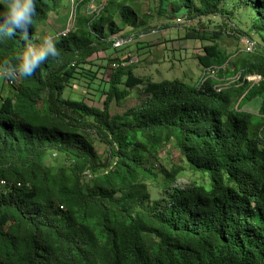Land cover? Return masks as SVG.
<instances>
[{
  "label": "trees",
  "instance_id": "trees-1",
  "mask_svg": "<svg viewBox=\"0 0 264 264\" xmlns=\"http://www.w3.org/2000/svg\"><path fill=\"white\" fill-rule=\"evenodd\" d=\"M141 1L167 21L226 14L229 4L231 21L233 10H250L264 41V0H107L98 15L77 11L73 30L56 41L59 55L0 98V264H264V46L233 67L232 54L207 44L197 59L214 72L196 84L148 80L142 101L120 113L113 100L147 79L134 64L110 67L102 107L64 96L94 55L118 49L121 23L145 24ZM35 4L27 40L19 31L0 36V63L37 44L38 27L64 0ZM254 100L258 110L245 108ZM96 140L108 146L106 158ZM171 143L187 163L171 175L200 172L209 189L156 184L150 159ZM50 156L56 164H46Z\"/></svg>",
  "mask_w": 264,
  "mask_h": 264
},
{
  "label": "rangeland",
  "instance_id": "rangeland-1",
  "mask_svg": "<svg viewBox=\"0 0 264 264\" xmlns=\"http://www.w3.org/2000/svg\"><path fill=\"white\" fill-rule=\"evenodd\" d=\"M106 3L107 0H64V7L59 12H52L48 21L38 27V42L34 46L42 43L43 38L47 35L56 37L69 24L74 7L76 8L78 20L80 12L82 15L92 16L91 12L95 10V7L105 6ZM140 5L141 13L137 21L140 22L145 19V24L139 25V29L133 30L132 25L121 23L122 30L117 34L123 36L134 35L136 36L134 42L109 52L107 53L108 55H104L102 52L100 55H94V61L98 63L87 64L83 69H80V75L66 88L65 97L73 99L84 98L89 104L102 107L105 93L109 89V78L112 71L110 68L112 65L109 64L111 59L109 58L113 59L118 54L122 57L131 55L138 60L134 63L133 73L138 77L147 79L143 84L136 86L132 90V95L120 104L113 100L110 105L111 112L120 113L142 101L148 80L158 82L162 79L178 78L183 79L187 83L196 84L201 76H205L208 71L197 59V55L204 52V46L207 44L216 42L225 54H232L233 56L229 62L231 66L236 63L239 56L242 55L245 58L248 56L244 51L245 46L242 39L245 36H251L258 44L255 51L250 54L260 52V48L264 46L261 36L252 29L253 15L250 10L245 11L243 8L236 11L233 10L231 21L227 17V13L232 10V5L229 4L226 6V11H228L226 14L224 12L221 14L212 13L196 18H189L184 15L167 21L164 17H159L150 8L151 3L141 1ZM155 7H157L156 4ZM168 22L169 27H164V24ZM152 30H155V32L152 33ZM126 32L129 33L126 34ZM142 33L149 34L139 37ZM197 34L203 37V40L195 38ZM125 59L127 58L125 57ZM226 66L227 64L224 66V70ZM232 74L235 75V73ZM247 78L257 80L259 75L253 74L247 76ZM6 83L5 78L0 77V98L12 95L15 90L13 86ZM245 108L258 110L259 101L254 100ZM96 147L104 158L108 156L109 148L107 145L96 140ZM56 163V156H50L46 159V164L48 165ZM150 163L154 164L156 172L159 174L160 180L156 183L157 185L165 184L170 187L174 184L178 187L190 188L193 183H200L206 189L211 187L209 177L200 172L186 169L177 178L171 175V169L175 166L187 168L183 155L173 143L169 147L162 149L157 158L150 159ZM163 170L167 173H163ZM150 184L154 183L151 182ZM151 191L153 196L163 194L162 187H153Z\"/></svg>",
  "mask_w": 264,
  "mask_h": 264
},
{
  "label": "clouds",
  "instance_id": "clouds-1",
  "mask_svg": "<svg viewBox=\"0 0 264 264\" xmlns=\"http://www.w3.org/2000/svg\"><path fill=\"white\" fill-rule=\"evenodd\" d=\"M3 8L0 9V36L15 37L17 31L21 38H29V28L34 24L37 13L35 0H0ZM58 37L47 35L42 43L31 44L22 50L16 57L15 63L5 59L0 63V77L15 80L18 77H31L49 57H57L59 51L56 47Z\"/></svg>",
  "mask_w": 264,
  "mask_h": 264
},
{
  "label": "built area",
  "instance_id": "built-area-1",
  "mask_svg": "<svg viewBox=\"0 0 264 264\" xmlns=\"http://www.w3.org/2000/svg\"><path fill=\"white\" fill-rule=\"evenodd\" d=\"M103 8H104V6H100V7L97 6V7H95V10H93L91 12V14L98 15L103 11ZM76 23H77V14H76V8L74 7L72 9V15H71V19H70L69 24L61 32H59L56 37L68 35L73 30ZM153 32H155V30H152V33ZM146 34H149V33H142L139 35V37H143ZM112 39H113L114 48H121V47L130 45L132 42H134V40L136 39V36H134V35H130V36L114 35V36H112ZM242 39H243V44L245 46L244 51L247 53L248 52L249 53L254 52L256 49V44H257L256 41L251 36H245ZM137 61H138L137 58H134V57L130 58L129 60H121V61L116 60L112 63V67L117 69L120 67L128 66L130 64H134ZM207 70L208 71L206 72V74L210 73V71L214 72V70H210V69H207ZM259 79H260V76H259ZM259 79H257V80H259ZM17 80H18V78L15 80L5 79V81L9 84H14ZM218 86H220V85H218ZM218 88L220 89L221 87H218Z\"/></svg>",
  "mask_w": 264,
  "mask_h": 264
},
{
  "label": "crops",
  "instance_id": "crops-1",
  "mask_svg": "<svg viewBox=\"0 0 264 264\" xmlns=\"http://www.w3.org/2000/svg\"><path fill=\"white\" fill-rule=\"evenodd\" d=\"M51 14V13H50ZM115 35H117V34H115ZM114 36V35H113ZM113 52V51H112ZM102 53H104V55H106L107 53H109V52H107V53H105V52H102ZM108 55V54H107ZM95 57V56H94ZM92 60H93V62L91 63V65H93V63H98V62H96V61H94V58H92ZM99 65V64H98ZM85 66H87V65H85ZM84 66V67H85ZM95 67H96V65H95ZM98 68H99V66H97ZM100 67H101V65H100ZM81 71V70H80Z\"/></svg>",
  "mask_w": 264,
  "mask_h": 264
}]
</instances>
